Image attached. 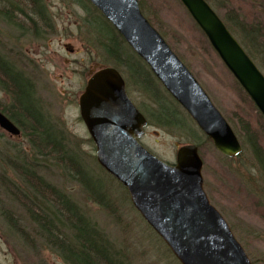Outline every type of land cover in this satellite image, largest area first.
Segmentation results:
<instances>
[{"label": "rangeland", "instance_id": "obj_1", "mask_svg": "<svg viewBox=\"0 0 264 264\" xmlns=\"http://www.w3.org/2000/svg\"><path fill=\"white\" fill-rule=\"evenodd\" d=\"M78 1L46 0L53 31L43 33L41 38L31 34L30 27L25 25L28 22L24 23L26 30H23L9 26L0 18V54L14 63L16 69L25 73L27 79L33 82L36 97L41 100L42 108L50 115L49 121L53 126L58 124L59 128L65 131L68 142L76 150L75 152L81 153L87 169L89 171L93 169L102 178L104 177L110 199L109 206L103 208L92 202L83 187L72 176L52 163L49 169H41L40 174L70 195L91 220L110 237L115 246L123 249L124 256L130 264H179L167 245L134 209L128 192L126 193L118 183L110 182L96 169L99 167L104 171L96 161L94 143L80 118L78 98L95 72L113 65L109 63L110 58L102 51V45L106 40L102 35L89 30L85 22L90 18L91 13L89 12L90 15L87 13L86 4L83 6ZM220 1L226 4L232 2V0ZM251 1L261 4L264 0H243L241 5L243 9L237 8L238 11L241 10L242 16L244 12L253 13L254 9L248 6ZM13 2L15 3V0ZM146 3V18L151 15L166 29L164 33L168 41L165 40L201 83L212 103L224 114L244 146V150L239 157L226 158L216 150L212 142L206 140L207 137L197 125L201 134L197 130L194 133L196 139L185 135L179 129L172 133L163 127L149 126L142 139L143 146L160 159L173 164L176 162V152L181 146L198 145L203 160L204 189L208 198L211 199L216 210L228 220L237 240L245 247L251 261L254 264H264V171H259L256 161L245 151L242 135L239 134L236 123L230 118L236 115L235 112L238 114V111L242 115L247 112L248 117L251 108L240 102L239 92H233L235 91L233 81L225 71L226 67L219 57L218 59L213 57L214 50L205 40L203 41L202 35L198 32L199 28H194V20L192 21L190 15L188 14L189 19L183 13L184 6L179 5L181 7L179 8L177 0H147ZM16 4L20 5L17 2ZM183 10L188 13L185 8ZM14 14L19 16L18 13ZM220 17L225 18L224 15ZM18 19L24 22L23 17ZM97 20V25L92 24L95 30L104 25L102 21ZM37 24L41 26L40 21H37ZM200 43H204V46L201 47ZM139 68L144 72L142 66ZM128 93L136 107L141 112L147 111L148 116L147 106L153 110V100L152 102L146 100L145 96L134 87ZM11 103L10 96H2L0 93V107L8 110ZM185 124L190 126L187 121ZM262 143L264 146V136ZM18 151H21V154H30L27 139L13 138L0 129V176L8 177L17 186L24 187L13 175L9 166V160L13 162ZM91 175L95 176V173L92 172ZM8 212L13 214L16 226L20 230H25L30 241L19 234V230L10 227L5 219ZM0 264H65L46 246L44 240L41 241L36 237L25 210L7 193L1 179Z\"/></svg>", "mask_w": 264, "mask_h": 264}, {"label": "water", "instance_id": "obj_2", "mask_svg": "<svg viewBox=\"0 0 264 264\" xmlns=\"http://www.w3.org/2000/svg\"><path fill=\"white\" fill-rule=\"evenodd\" d=\"M148 65L216 150L227 158L243 151L237 134L212 103L195 75L148 21L139 0H87ZM203 31L224 66L264 117V74L234 38L207 0H179ZM81 119L96 146V160L129 193L135 210L180 264H253L229 223L204 189L199 147L186 144L170 164L141 140L147 118L128 96L123 76L113 67L94 73L80 96ZM0 128L19 136L0 113Z\"/></svg>", "mask_w": 264, "mask_h": 264}, {"label": "trees", "instance_id": "obj_3", "mask_svg": "<svg viewBox=\"0 0 264 264\" xmlns=\"http://www.w3.org/2000/svg\"><path fill=\"white\" fill-rule=\"evenodd\" d=\"M146 1L140 0L144 15L147 11ZM78 2L81 5L86 4V11L87 13L90 12L91 16L85 23L90 28L89 30L102 35L106 40L102 45L103 54L110 58V60L108 59L109 63L113 65L111 67L123 75L128 91L134 87L145 96L146 100L150 102L153 100V110L147 106L150 117L146 115L147 111H142L144 116L149 118V126L163 127L172 133L179 129L185 135L196 139L197 136L194 133L199 129L180 105L167 94L148 66L133 53L120 34L87 0H79ZM207 2L214 8L219 17L224 15L225 18L222 20H224L227 28L264 73V1L261 4L256 1L248 3V6L254 10H252V14L244 12V16L241 15V10H237L239 7L243 9L241 6L243 0H232L230 4L221 3L220 0H207ZM177 5L182 6L178 0ZM179 8L181 7L179 6ZM183 9V13L189 17ZM258 11L259 13H257ZM14 13L23 17L24 22L20 21L18 19L20 17ZM0 18L9 26L12 25L19 29L26 30L25 25H27L32 31L31 34L38 37L49 32L53 26L46 0H15V3L13 0H0ZM97 19L102 21L105 26L100 25L102 28L95 30L92 24L97 25ZM148 20L167 40L164 33L166 29L160 23L158 24V21L151 15ZM37 21H40L41 26L37 24ZM25 22L28 23L24 25ZM194 25V28L198 29L195 22ZM198 32L202 35L203 41L205 40L210 46L204 33L200 29ZM200 46L203 47L204 43H200ZM213 57L218 59L215 51ZM136 64L142 66L144 72L138 65L136 69ZM225 71H227L226 68ZM227 72L233 81L232 85L235 89L233 92H239L241 95L240 102L249 105L251 108L248 117L246 111L245 115L238 111V114L235 112L236 115H232L230 118L236 123L239 134L242 135L245 151L256 161L259 171H264V146L262 143L264 118L260 112H257L253 101L250 100L239 83L233 79L231 73ZM0 90L10 96L12 102L8 106L9 109L4 110V113L12 123L17 125L22 133V138L27 139L30 145V154H21V151H18L16 158H19H14L13 162L9 160L11 172L24 187L17 186L8 177L0 176V179L7 193L25 210L36 237L41 241L44 240L46 246L54 251L65 264H130L129 261L127 262V257L124 256L123 249L115 246L110 237L103 232L96 222L91 220L83 208L70 195L40 174L41 169H49L52 163L72 176L83 187L85 194L92 202L103 208L109 206L110 199L104 177L102 178L93 169L92 171L87 169L84 158L81 153L75 152L76 150L71 147L65 131L61 127L59 128L58 124L53 126L52 122L49 121L50 115L42 108L41 100L36 97L33 82L27 79L25 73L17 70L14 63H11L1 54ZM245 109L247 108L245 107ZM186 121L190 123V126L185 124ZM206 140L211 142L208 137ZM96 169L102 172L110 182H116L99 167ZM92 172L95 173V176L91 175ZM120 187L122 186L120 185ZM124 191L126 192V190ZM5 219L13 230H19V234L30 241L25 230L22 228L20 230L16 226V219L11 212L5 215Z\"/></svg>", "mask_w": 264, "mask_h": 264}, {"label": "flooded vegetation", "instance_id": "obj_4", "mask_svg": "<svg viewBox=\"0 0 264 264\" xmlns=\"http://www.w3.org/2000/svg\"><path fill=\"white\" fill-rule=\"evenodd\" d=\"M86 86V85H85ZM85 88V87H84ZM86 89V88H85ZM85 89H84V91H85ZM83 91V92H84ZM0 93H1V95L3 96V95H5V96H7V94L5 93V92H2L1 90H0ZM79 99V98H78ZM78 105H79V101H78ZM6 108L4 107H0V113H3V114H5L4 113V110H5ZM6 115V114H5ZM6 117L8 118V116L6 115ZM9 119V118H8ZM10 120V119H9ZM11 121V120H10ZM8 134V133H7ZM10 135V134H9ZM11 136V135H10ZM12 137V136H11ZM19 138H21L22 137V134H21V136H18ZM14 138V137H13Z\"/></svg>", "mask_w": 264, "mask_h": 264}]
</instances>
